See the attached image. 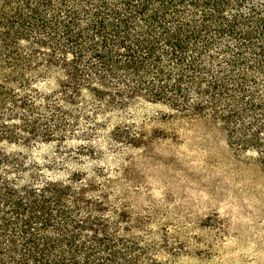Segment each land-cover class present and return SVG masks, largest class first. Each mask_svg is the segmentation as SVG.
Returning a JSON list of instances; mask_svg holds the SVG:
<instances>
[{"label":"trees","instance_id":"1","mask_svg":"<svg viewBox=\"0 0 264 264\" xmlns=\"http://www.w3.org/2000/svg\"><path fill=\"white\" fill-rule=\"evenodd\" d=\"M180 118L264 170V0H0V264H170L109 198Z\"/></svg>","mask_w":264,"mask_h":264},{"label":"rangeland","instance_id":"2","mask_svg":"<svg viewBox=\"0 0 264 264\" xmlns=\"http://www.w3.org/2000/svg\"><path fill=\"white\" fill-rule=\"evenodd\" d=\"M131 179L110 201L144 222L170 264H264V170L199 118L142 125Z\"/></svg>","mask_w":264,"mask_h":264}]
</instances>
